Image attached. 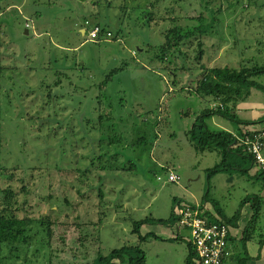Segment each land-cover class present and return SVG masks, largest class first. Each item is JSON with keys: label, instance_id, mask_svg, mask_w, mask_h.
Instances as JSON below:
<instances>
[{"label": "rangeland", "instance_id": "rangeland-1", "mask_svg": "<svg viewBox=\"0 0 264 264\" xmlns=\"http://www.w3.org/2000/svg\"><path fill=\"white\" fill-rule=\"evenodd\" d=\"M95 24L112 37L80 33ZM173 27L194 35L163 55ZM242 66H264V0H0V191L19 193V217L56 224L49 243L39 233L28 244L0 243V264H91L123 245L139 246L148 262L168 259L176 245L186 257L189 232L177 221L144 225L141 234L150 235L141 241L131 232L136 221L167 220L173 199L214 204L231 220L251 212L241 203L257 195L254 238L264 244V181L250 158H230L208 178L221 157L196 150L187 136L213 105L193 92L204 68ZM252 80L264 89V75ZM249 95L237 107L254 108L256 122L264 91ZM212 117L210 131H220L216 122L234 126ZM117 135L124 139L108 144ZM99 219L97 236L83 239L94 228L80 226ZM174 226L182 240L170 241L180 244H156L163 249L152 253L151 235Z\"/></svg>", "mask_w": 264, "mask_h": 264}, {"label": "trees", "instance_id": "trees-1", "mask_svg": "<svg viewBox=\"0 0 264 264\" xmlns=\"http://www.w3.org/2000/svg\"><path fill=\"white\" fill-rule=\"evenodd\" d=\"M96 25V24H95ZM203 29V28H202ZM200 26L197 28L199 35H202ZM108 32V31H107ZM194 35V32H190L188 35H181V30L176 27L169 28L165 33V41L162 45L163 49L162 54H166L168 51H171L174 46L178 45V42L182 38H188L189 36ZM112 36V35H111ZM111 38V37H110ZM98 40V39H97ZM198 52L196 58H201L202 50L201 43H198ZM264 75V66H242L239 68H204L203 72L200 74L199 80L196 82V86L193 89V92L196 95L201 97L210 98L211 104H215V107L210 108L209 110L203 111V113L196 118L193 122L190 130L187 132L188 140L193 144L194 148L198 151H216L221 157V165L216 166L207 171L208 178L210 175L224 171L227 166L226 162L228 159L232 158L235 161H238L239 157L250 158L238 145V139L242 138L244 133L240 125H256L263 124L264 117L256 122H246L241 121L237 118L235 113V105L238 100H244L249 95V89L256 88L258 90L264 89L257 85L252 78ZM261 89H259L260 87ZM48 99H50V93L48 94ZM217 116L220 117L231 124H233L234 136L232 133L227 131H210L208 130L205 119ZM118 136V135H117ZM124 138L118 136L116 139H111L108 141V144L116 143L117 141H122ZM251 161V159H250ZM258 174V173H257ZM257 177L264 181L260 174ZM11 178V177H10ZM21 191H24V188H21ZM17 194L10 188H5L0 191V243L8 244H28L31 241L33 235L40 234L43 235V240H49L53 235V227L56 225L53 221L50 220L48 216H44L38 219H30L26 216L19 217L17 212L19 210V204L16 201ZM102 195V192L99 191V196ZM249 202L251 204V218L247 223L244 231L242 232V238L240 243L242 245V254L239 256L241 263L246 264L247 261H250V257L247 255L245 250V244L248 241L254 240L260 246H264L261 239L255 240V227L257 221L260 219L261 208L263 205V199L257 195L252 197H247L242 201L241 204ZM176 200L173 199L172 204L174 205ZM25 203L23 202L22 205ZM177 204V203H176ZM175 206V205H174ZM171 215L165 221L145 218L139 221H136L132 225V233L138 235V239L145 240L149 233L146 235L141 234L140 230L144 225L163 224L168 225L169 223H175L176 218L173 215V207ZM213 210L223 219L219 209L212 204ZM239 212L231 220H224L227 224L235 226L237 220L239 219ZM209 220L211 218L209 217ZM100 219L97 223H84L82 228H94V231H90L91 234L85 229L82 234L83 239L86 237L97 236L96 229L99 226ZM34 226V227H33ZM68 227V226H67ZM255 228V229H254ZM33 230V233H31ZM42 232V233H41ZM88 232V233H87ZM31 233V234H30ZM152 238L158 239L154 234L151 235ZM74 257V255H72ZM146 264L145 252L136 245H123L117 249L111 250L107 255H97L91 264ZM72 264H78L73 262ZM90 264V263H85ZM183 264H195L194 262V253L191 247L188 245V253L183 262Z\"/></svg>", "mask_w": 264, "mask_h": 264}, {"label": "built area", "instance_id": "built-area-1", "mask_svg": "<svg viewBox=\"0 0 264 264\" xmlns=\"http://www.w3.org/2000/svg\"><path fill=\"white\" fill-rule=\"evenodd\" d=\"M85 32L88 40H106L111 37L110 32H104L97 24L86 28ZM212 107H215V104ZM243 133L242 138L238 139V145L250 157L251 165L264 179V126L246 128ZM178 179L174 174L168 176L170 182ZM199 208V205L176 204L173 207L176 225L189 232L188 245L194 253L195 264H224L232 254L229 244L230 226L215 217L209 220L206 210Z\"/></svg>", "mask_w": 264, "mask_h": 264}, {"label": "crops", "instance_id": "crops-1", "mask_svg": "<svg viewBox=\"0 0 264 264\" xmlns=\"http://www.w3.org/2000/svg\"><path fill=\"white\" fill-rule=\"evenodd\" d=\"M85 29L86 27H80L79 30H80V33L82 35H85L86 32H85ZM109 32V31H108ZM87 35V34H86ZM88 37V36H87ZM112 37V36H111ZM88 39V38H87ZM103 40V39H102ZM96 41V40H95ZM250 96V95H249ZM246 100V99H245ZM254 109V108H253ZM252 108L250 107H247V108H239L237 107V104L235 105V113L237 115V118L241 121H246V122H255V120L257 119H254V117L252 116L251 114V110H253ZM216 117H212L211 119H214ZM216 122V121H215ZM218 127V129L220 130H223V131H227V132H230L232 133L234 136L236 135V133L234 132V128L230 127L228 128L226 124H223V123H218L216 122ZM250 127H260V125L256 124V125H240L239 128L242 130L246 129V128H250ZM243 132V131H242ZM255 170V168H253ZM256 171V170H255ZM257 176V172H255ZM179 181V180H178ZM176 203L178 205H188V204H183V202L181 201H176ZM176 203L174 205H176ZM209 203L205 202V201H201V202H194V206H202L204 205V210H206V214L210 217V218H213L215 217L216 219H221L223 220L216 212L215 210L212 212V208L211 206L209 207L208 206ZM172 204V206H174ZM193 205H190V206H193ZM246 210H248L247 207H245ZM249 213L251 212H247L246 214H244L243 212L240 213V216H239V219L237 220L236 222V225L235 226H230V238H229V244L232 248V254L231 256L229 257L228 260L225 261L224 264H240L241 261H240V255L242 254V245L240 243V240L242 238V226H241V222L244 221V223L246 222V224L248 223V220H250V217H251V214L249 215ZM211 214V215H210ZM250 216V217H248ZM224 221V220H223ZM246 227V226H245ZM175 230L173 229V231L169 232V233H166L165 232H160L159 234H155V236H157L158 239H155L154 243L153 241L151 242L153 245H154V248H157V250H153L152 253H155L159 250H162L163 247L161 246H164V245H167L171 244V246H173V244H180V243H176L177 241H170L174 238H178L179 240H182L178 234H180V230L178 229V227L174 226ZM176 231V232H175ZM142 232V231H141ZM143 234V233H142ZM182 236V235H181ZM183 239L185 240L187 237H184L182 236ZM186 241V240H185ZM187 242V241H186ZM252 241H248V243L245 244V250L247 252V255L251 258L250 261H247L246 264H264V248L263 247H260V248H257V243H254ZM156 244H161L160 245H156ZM260 246V245H259ZM172 249H166L167 252H168V259L166 260H163L160 262V258H159V255L157 254L156 257L153 259V260H156L157 262L153 261L152 262H148V254L146 256V264H183L184 260H185V255H186V250L181 247L180 245H176V247H171ZM263 248V249H262ZM187 249H188V244H187ZM258 253L261 255L259 258L256 259ZM240 256V257H239ZM235 258V259H234ZM173 259V260H172ZM184 259V260H183Z\"/></svg>", "mask_w": 264, "mask_h": 264}]
</instances>
